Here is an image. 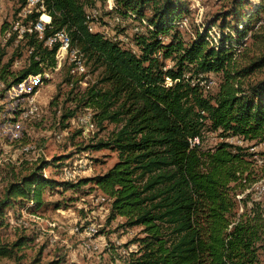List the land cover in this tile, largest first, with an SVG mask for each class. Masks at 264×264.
<instances>
[{
	"label": "trees",
	"instance_id": "obj_1",
	"mask_svg": "<svg viewBox=\"0 0 264 264\" xmlns=\"http://www.w3.org/2000/svg\"><path fill=\"white\" fill-rule=\"evenodd\" d=\"M21 1L24 7L27 0ZM40 1L37 7L43 6L51 22L42 40L35 33H22L30 51L28 64L11 72L10 58L0 67V82L9 89L54 69L58 45L47 49L43 43L65 31L71 47L93 70H101L96 84L75 96V109H91L100 127L104 122L116 126L106 141L85 150L110 149L117 162L103 175L73 183L44 176L49 164L40 157L8 184L0 212L30 203L28 209L36 212L44 204L46 189L69 190L91 183L110 200L108 222L122 217L124 227L142 228L143 236L121 246L122 254H114L112 248L111 264H262L264 203L249 194L237 196L257 182L248 171L258 157L264 160V153L227 140L254 142L251 148L264 142V77L250 80L264 67V39L255 44L258 54L247 58L248 46L235 50L246 28L235 29L237 40L223 36L217 47L198 30L184 40L180 25L188 9L182 0H113L108 14L122 23L145 22L132 36L134 50L88 30L86 9L96 0ZM246 4L247 0H231L228 10L208 27L220 20L221 31L230 29L226 19L234 17L239 24V15L247 25L257 12L245 16ZM39 16L33 11L26 20ZM257 36L253 33L252 39ZM240 54L245 58L242 63L237 60ZM210 75L219 76V81L216 91L206 95L204 84ZM76 111H68L64 119ZM205 132L217 133L222 141L204 150ZM26 242L19 237L4 243L0 236V259L13 258ZM129 245L136 248L129 250Z\"/></svg>",
	"mask_w": 264,
	"mask_h": 264
},
{
	"label": "rangeland",
	"instance_id": "obj_2",
	"mask_svg": "<svg viewBox=\"0 0 264 264\" xmlns=\"http://www.w3.org/2000/svg\"><path fill=\"white\" fill-rule=\"evenodd\" d=\"M182 1L188 9L180 25L184 40H190L195 30H198L207 34L211 46L217 47L223 36L230 35L237 40L235 29L242 32L246 28L247 33L237 42L239 45L235 46V50L239 52L244 46H248V50L244 52L247 58L258 54L255 44L264 39V0H247L242 12L248 16L255 11L256 15L247 25L240 15L237 20L242 23L239 24H236L234 17L227 18L230 29L224 31L218 27L220 20L211 27L207 24L222 16L228 10L231 0ZM110 2L96 0L93 7H87L86 11H98L95 30L109 39L124 37L126 41L122 45L135 50L131 39L135 32L142 29V23L126 20L123 25H118L113 20L116 16L108 14ZM33 9L34 7L26 5L22 7L21 0H0V67L12 57L14 62L10 67L11 72H18L27 66L29 51L21 34L29 24L26 11H34ZM43 19L47 20L46 17ZM123 27L126 28L125 31L119 33ZM253 33L258 34V39H252ZM12 36H15L13 41L8 43ZM82 59L85 73L81 76L71 75L69 61L64 59L59 68H47L40 77L29 76L21 84L9 89H5L0 82V201L8 184L26 174V170L37 163L40 157L49 164L43 171L44 176L58 182H65L61 172L65 166L86 164L85 172L78 177L77 182L103 175L117 162V154L110 149L85 150L98 141H106L115 132L116 126L104 122L100 127L93 120L94 112L91 109H75V96L96 84L101 71L93 70L91 63ZM244 59L242 54L237 58L239 63ZM166 65L171 66V62L167 61ZM263 77L264 67L254 72L250 80H260ZM209 81L212 84L209 89L205 88L206 95L216 91L219 76L210 75L207 84ZM30 99H34L38 114L24 119L22 114ZM70 110H77L75 116L64 119ZM88 115L94 125L92 131L85 130L78 123L79 117ZM221 141L217 133L205 132L202 148L213 149ZM227 141L247 146L250 152L264 153V142L251 148L254 142L234 138ZM26 146L34 147V151L24 152ZM248 173L257 182L243 194H239L237 199L249 194L251 198L264 203V160L258 157L256 165ZM43 198L44 204L36 212L28 209L30 204L16 205L0 212L2 241L10 244L19 237L27 240L13 258L0 259V264H48L52 261L60 264H111L113 256L110 251L113 247L116 248L114 254H122L124 249L121 246L143 236L141 227H124L125 219L122 217L108 222L110 200L91 183L69 190L63 187L46 189ZM31 215L39 216L41 220L32 222ZM19 220L25 225L19 224ZM91 226L97 233L87 236V228ZM84 242L94 244L97 249L84 250ZM135 248L136 245L128 247L129 250ZM261 261L264 264V256Z\"/></svg>",
	"mask_w": 264,
	"mask_h": 264
},
{
	"label": "built area",
	"instance_id": "obj_3",
	"mask_svg": "<svg viewBox=\"0 0 264 264\" xmlns=\"http://www.w3.org/2000/svg\"><path fill=\"white\" fill-rule=\"evenodd\" d=\"M111 1L110 2V6H109V10L112 9L113 7V0H108ZM38 3H41L40 0H27L26 1V7H34V11L36 12H40V16L36 21H29V24L26 26V28L24 29L23 32H27L28 34H32L35 33L37 34V37L39 40H42L43 38V33L45 31V28L47 25L50 24L51 22V18L44 12V8L42 5L38 6ZM33 11H26V13L29 15L30 13H32ZM27 15V16H28ZM26 16V17H27ZM43 17H46L47 20H44ZM98 20V11L96 9H92V10H88L85 13V21H86V25L88 27V30L90 32H97L95 30V21ZM114 22L117 23L118 25H123V23L120 21V19L118 17H114ZM142 24L145 25V22H142ZM16 32L18 31L17 28ZM137 31V29H136ZM22 32V33H23ZM22 35V34H21ZM112 41H120L121 43L126 41V38L124 37H113L111 39ZM54 45H58L56 54H55V60H56V66L55 67H60L62 64V61H64V59H67L69 61V66H70V70L69 73L73 76H81L85 73V68H84V64H83V56L78 52L77 49H73L71 47V43H70V38L68 36V34L65 31H59L56 32L54 34H52L51 36L47 37L43 43V46L46 47L47 49H51ZM30 53V51H29ZM41 75H37L35 77H40ZM204 84V83H203ZM212 82L209 81L208 84H204L206 89H209V86H211ZM38 114V107L36 106V103L34 101V99H30L28 101V106L26 108L25 111H23L22 114V118L27 119V118H33ZM78 123L80 124V126H82L85 130H93L94 129V125L92 124V122L89 119V115L88 116H82L78 118ZM60 138V136L58 137ZM193 143H198L197 138H195L193 140ZM24 152H30V151H34V147L32 146H26L23 149ZM86 165V164H85ZM85 165L82 164H75L73 167H63L61 169L62 172V176L64 178V181H70V182H75L78 177H80V175L82 173L85 172ZM104 200V199H102ZM30 205H32V203H30ZM27 216H29L27 214ZM31 219L30 221L32 222H38L40 221V217L36 216V215H31L30 216ZM21 225H25L24 222H22V220H19L18 222ZM75 231H77V229H75ZM87 236H93L94 234L97 233V230L91 226L89 228H87ZM84 250L89 251V250H96L97 246H95L94 244L89 242H84L82 244Z\"/></svg>",
	"mask_w": 264,
	"mask_h": 264
}]
</instances>
